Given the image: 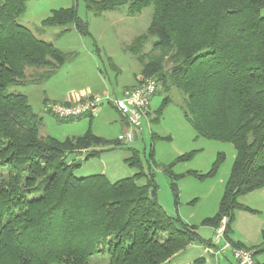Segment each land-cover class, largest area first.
Instances as JSON below:
<instances>
[{"label":"trees","instance_id":"obj_1","mask_svg":"<svg viewBox=\"0 0 264 264\" xmlns=\"http://www.w3.org/2000/svg\"><path fill=\"white\" fill-rule=\"evenodd\" d=\"M83 1L94 15L127 6L134 16L152 7L146 32L127 50L141 65L140 79L184 95L183 115L199 135L233 145L218 211L202 222L216 229L225 220L231 242L238 198L264 187V0ZM27 2L0 0V264H94L93 255L102 258L95 264H173L201 239L165 213L153 180L77 178L68 157L97 156L91 149L107 142L90 133L64 143L41 136L42 118L27 97L9 92L48 80L69 60L18 23ZM41 24L88 34L74 8L53 10ZM147 46L159 55L146 57Z\"/></svg>","mask_w":264,"mask_h":264},{"label":"rangeland","instance_id":"obj_2","mask_svg":"<svg viewBox=\"0 0 264 264\" xmlns=\"http://www.w3.org/2000/svg\"><path fill=\"white\" fill-rule=\"evenodd\" d=\"M68 8H74L86 23V36L72 29L62 32L61 28L42 26L51 11ZM260 15L264 17V8ZM151 16V6L134 16L127 13V6L94 15L85 8L83 0H28L18 23L36 38L51 43L69 60L48 80L11 86L8 90L27 97L31 110L42 118L41 136L64 143L90 133L107 142L91 149L99 153L97 156L86 159L81 153L68 157L78 165L74 169L77 178L103 175L109 182L133 178L139 185L152 179L156 185V201L165 213L202 233L208 228L202 226V222L218 211L235 149L229 142L208 139L195 131L183 115L185 97L179 90L170 87L166 92L157 85L148 113L141 120L140 132H135L131 142L124 140V117L108 104L101 106L90 121L88 118L60 121L42 109L45 100L61 103L66 94L89 97L107 89L114 90V97L119 98L121 90L131 88L135 79L136 86L144 78L140 79L141 65L127 47L146 32ZM144 53L146 57L159 55V51L151 50L150 46ZM28 74L36 73L32 70ZM134 156L137 163L129 165L128 160ZM218 156L222 160L209 175ZM137 173L141 175L135 177ZM5 175V169H0V179ZM254 197L241 196L238 201L247 199L254 206L257 202ZM185 257L176 258L173 264ZM100 259L93 255L91 262L95 264Z\"/></svg>","mask_w":264,"mask_h":264},{"label":"built area","instance_id":"obj_3","mask_svg":"<svg viewBox=\"0 0 264 264\" xmlns=\"http://www.w3.org/2000/svg\"><path fill=\"white\" fill-rule=\"evenodd\" d=\"M156 91V81L145 78L136 86L124 89L119 98L114 97L109 91H104L100 95L87 97L76 103H47L44 109L60 121H73L92 116L101 106L108 104L124 117L126 122L124 140L131 142L135 132L140 131L141 120L148 113L149 102ZM224 230V222L214 229L213 243L218 253L230 250L235 264H256L251 251L235 248L226 240Z\"/></svg>","mask_w":264,"mask_h":264},{"label":"crops","instance_id":"obj_4","mask_svg":"<svg viewBox=\"0 0 264 264\" xmlns=\"http://www.w3.org/2000/svg\"><path fill=\"white\" fill-rule=\"evenodd\" d=\"M135 84L136 79L135 83L131 87H134ZM124 89L125 88L121 90L120 95ZM105 90L108 91L107 89ZM114 92L115 91L113 90L111 93L114 94ZM86 98L87 96L83 97L81 95L75 96L72 94H66V96L63 97L61 103H76ZM45 103L58 102L45 100V102L42 104L43 111H45ZM110 108L117 111L114 107L110 106ZM84 118H88L90 121L92 116L83 117L78 120ZM253 196H255L254 199L257 201L254 206H251L247 199L246 202H244V200L239 201V204L242 206V208L236 210L234 213L232 223L230 224L231 234L229 236V240L231 242L229 243L255 251V262L257 264H264V244L261 239L264 232V187L244 195L243 198H253ZM223 222L225 225L224 220H221L220 225L223 224ZM204 227L207 228V226ZM207 231L210 233L207 234ZM207 231H202V233L196 231L201 241L189 246L185 254L186 257L178 264H235L230 250H225L223 253H218L217 247L214 246L213 243L214 229L208 227ZM209 235L210 237H208Z\"/></svg>","mask_w":264,"mask_h":264}]
</instances>
